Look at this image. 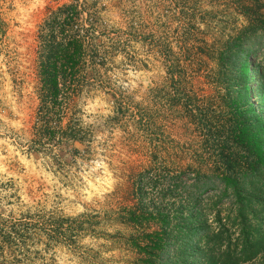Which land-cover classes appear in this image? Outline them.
<instances>
[{
	"label": "trees",
	"instance_id": "16d2710c",
	"mask_svg": "<svg viewBox=\"0 0 264 264\" xmlns=\"http://www.w3.org/2000/svg\"><path fill=\"white\" fill-rule=\"evenodd\" d=\"M93 4L69 0L50 8L36 30L38 105L26 150L58 165L86 150L81 95L108 83ZM234 9L242 22L214 42L218 69L209 95L180 92L186 78L179 55L149 42L165 60L168 105L193 125L198 145L185 166L156 152L136 175L132 203L117 214L129 227L122 240L132 264H264V0L239 1ZM185 24L186 35L192 23ZM5 28L0 16V36ZM76 226L54 213L0 212V264H24L40 231L53 242H74Z\"/></svg>",
	"mask_w": 264,
	"mask_h": 264
},
{
	"label": "rangeland",
	"instance_id": "374dc122",
	"mask_svg": "<svg viewBox=\"0 0 264 264\" xmlns=\"http://www.w3.org/2000/svg\"><path fill=\"white\" fill-rule=\"evenodd\" d=\"M68 1L0 0L6 24L0 36V212L13 218L54 213L77 224L70 231L74 242H53L38 232L24 264H132L122 240L129 227L117 214L132 203L136 175L156 152L185 166L198 145L193 125L168 105L173 91L165 60L149 42L179 55L186 78L180 92L209 95L218 69L214 42L242 22L234 8L249 0H87L102 22L108 83L81 95L86 150L58 165L29 153L26 140L38 105L37 26L50 8ZM258 60L264 66V51Z\"/></svg>",
	"mask_w": 264,
	"mask_h": 264
},
{
	"label": "clouds",
	"instance_id": "9594fccd",
	"mask_svg": "<svg viewBox=\"0 0 264 264\" xmlns=\"http://www.w3.org/2000/svg\"><path fill=\"white\" fill-rule=\"evenodd\" d=\"M137 99H139V97H137Z\"/></svg>",
	"mask_w": 264,
	"mask_h": 264
}]
</instances>
